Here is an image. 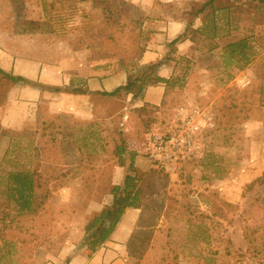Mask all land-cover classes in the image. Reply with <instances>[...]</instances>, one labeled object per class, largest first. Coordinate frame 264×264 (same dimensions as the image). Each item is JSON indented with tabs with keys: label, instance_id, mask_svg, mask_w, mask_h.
Here are the masks:
<instances>
[{
	"label": "rangeland",
	"instance_id": "rangeland-1",
	"mask_svg": "<svg viewBox=\"0 0 264 264\" xmlns=\"http://www.w3.org/2000/svg\"><path fill=\"white\" fill-rule=\"evenodd\" d=\"M197 4L0 0V42L46 65L126 72L128 83L148 68L139 66L145 21L193 15ZM256 53L246 67L225 57L213 70L203 57L183 62L158 107L97 98L92 121L47 112L17 137L0 135V264H71L86 253V225L113 204L122 142L140 156L144 193L139 222L111 264H264V57ZM13 85L0 78V103ZM182 110L201 112L190 154L158 157L154 137L190 133ZM10 171L37 173L32 213L8 201Z\"/></svg>",
	"mask_w": 264,
	"mask_h": 264
},
{
	"label": "crops",
	"instance_id": "crops-1",
	"mask_svg": "<svg viewBox=\"0 0 264 264\" xmlns=\"http://www.w3.org/2000/svg\"><path fill=\"white\" fill-rule=\"evenodd\" d=\"M173 1L159 0L166 4ZM192 1L205 4L210 0ZM156 2L158 0H140V4L149 10ZM238 7H244L249 12L246 21L239 18ZM215 8L214 14H199L193 22L189 21L191 13L179 18L167 15L145 21L143 30L147 36V45L139 66L146 68L155 65V76L166 83L152 82L143 97L138 100L133 101L132 96H129L127 101H133L134 108H142L145 105L160 106L169 88L167 83L176 81L183 70V62L190 63V60L203 57L213 61L210 70L224 68L223 58L230 59L227 47L243 39L244 34L250 38H247L252 51L249 58L251 53L257 55V51L264 57V47L261 44L264 41V0H216ZM258 10L263 12H257ZM13 44L14 41L0 42V68L28 82L14 84L6 93L4 102L0 103V127L13 134L36 126L37 121L47 112L54 116L92 121L96 114V99L101 97V94L112 93L127 85L126 72L95 73L86 67L69 70L63 66L46 65L31 58L17 57L12 49ZM253 59L249 61L252 63ZM249 70L253 71L251 68H248ZM55 88H60L61 91L56 92L53 90ZM73 90L88 91V94H74ZM131 123L128 121L127 126L130 137L134 131L129 126ZM138 145L137 141L135 146ZM130 150L137 151L131 144ZM140 163L138 156L136 167L139 168ZM114 175L115 185H121L125 176L124 169L118 166ZM140 215V210L128 209L111 240L100 252L88 259L85 251L80 257L73 258L71 264H78L80 258L83 260L80 262L82 264H111L116 261L118 252L121 253L123 245L130 240Z\"/></svg>",
	"mask_w": 264,
	"mask_h": 264
},
{
	"label": "trees",
	"instance_id": "trees-1",
	"mask_svg": "<svg viewBox=\"0 0 264 264\" xmlns=\"http://www.w3.org/2000/svg\"><path fill=\"white\" fill-rule=\"evenodd\" d=\"M215 1L216 0H210L205 4L198 3L194 9L196 13L194 16L191 15L189 17V21L193 22V19L199 14L208 16L214 14L216 11ZM227 49L229 51V57L233 62L239 60L244 63V67L249 64L251 48L246 39L229 45ZM155 69V65L149 66L144 73L130 80L126 86L120 87L109 94H101V97L98 98L103 100H122V98H124L127 100L129 96H132L133 101L142 98L146 89L151 84V81L166 83V81L158 79L155 76ZM0 78L7 79L13 84L28 83L22 77L8 74L1 68ZM170 84V82L167 83L168 87ZM53 90L56 92L61 91L60 88H55ZM72 92L79 95L88 94V91L82 90H73ZM147 106L150 105H145L143 108ZM19 134L21 133L14 132L13 134L11 131L4 130L0 127L1 136L17 137ZM114 155L117 157L118 166L124 169L125 176L121 185H114L111 189L110 194L113 196L112 206L104 209L99 216L94 217L85 227L88 259L93 258L111 240L128 209L142 210L144 191L141 188V183L143 181V176L140 175L136 167L137 154L128 152L125 142H122V144L116 147ZM151 173H155V171L152 170ZM40 184L41 182L37 173L10 171L7 173L5 183L7 199L9 202L15 204L20 213H32L37 200V191L40 188Z\"/></svg>",
	"mask_w": 264,
	"mask_h": 264
},
{
	"label": "built area",
	"instance_id": "built-area-1",
	"mask_svg": "<svg viewBox=\"0 0 264 264\" xmlns=\"http://www.w3.org/2000/svg\"><path fill=\"white\" fill-rule=\"evenodd\" d=\"M248 84V81L244 83L245 86ZM182 112L183 115H187L190 133L173 135L167 138L154 137L151 143L154 149V154H156L158 157H166L167 159L171 160L172 156L174 155V150H178L181 153H185L183 151H187L188 154H190L191 149L193 148V143L191 142L192 136L201 128V125L195 121L197 116H200L201 112L199 110H194L191 113L185 110H182ZM208 121L211 122L212 120L208 119Z\"/></svg>",
	"mask_w": 264,
	"mask_h": 264
}]
</instances>
